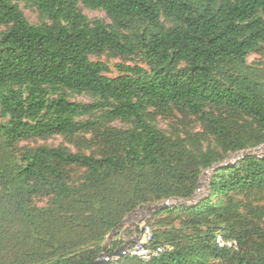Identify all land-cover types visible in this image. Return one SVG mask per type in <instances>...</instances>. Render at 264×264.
I'll return each mask as SVG.
<instances>
[{"label":"trees","instance_id":"16d2710c","mask_svg":"<svg viewBox=\"0 0 264 264\" xmlns=\"http://www.w3.org/2000/svg\"><path fill=\"white\" fill-rule=\"evenodd\" d=\"M21 1L37 9L41 24L29 22ZM80 5L103 10L112 24L88 18ZM0 25L7 28L0 33V264H89L136 209L194 196L201 166L149 123L148 108L202 116L226 153L249 146L224 112L264 129V74L247 61L264 43V0H0ZM105 51L140 55L149 70L120 63L110 77L106 63L90 58ZM118 121L128 128L111 125ZM80 135L89 136L84 144L94 154L51 146L13 152L28 139ZM73 169L84 181L71 182ZM263 186L264 158L247 154L220 167L213 193L199 204L157 213L180 211L196 241L185 244L182 230L164 226L152 230L154 244L171 249L147 263L125 256L116 264H264V249L244 248L249 226L212 204L229 189ZM33 197L48 202L33 206ZM211 218L218 226L202 230ZM218 234L238 249L219 248Z\"/></svg>","mask_w":264,"mask_h":264},{"label":"rangeland","instance_id":"374dc122","mask_svg":"<svg viewBox=\"0 0 264 264\" xmlns=\"http://www.w3.org/2000/svg\"><path fill=\"white\" fill-rule=\"evenodd\" d=\"M18 5L31 24L39 25L42 23V18L36 8L31 7L24 1H21ZM80 8L88 18L100 19L108 24H112L111 20L103 10H92L83 5H80ZM164 23L167 27L172 25L171 23L166 22V20H164ZM6 30L7 28L5 26L0 25V33ZM90 58L92 61H102L106 63L112 70L108 74L110 77L118 75L116 65L120 63L140 65L149 70L146 61L140 55H133L125 58L113 57L108 51H105L93 55ZM247 61L252 67L261 70L264 74V43L261 44V47L257 52L248 55ZM70 99L78 102L92 101V98L85 94H71ZM147 112L148 121L154 128L162 131L167 136H170L172 140L180 142L183 147L189 149L194 154L196 161L202 169L200 183L195 195L191 198L176 200V197H173L163 199L161 202L158 199H153L154 203H148L143 207L136 209L131 215L129 214L124 219L121 227L112 231L114 234L112 240L109 239L112 232L107 235L102 244L103 247H110V245L121 236L128 240L135 230L140 229L138 225L141 220H144V223L151 227L152 230H160L164 228V226L182 230L183 234L186 236L183 241L185 244L196 241L197 233L191 228H185L183 225L185 219L182 217L180 211L177 209H171L168 213L157 215V213L151 214L149 208L166 202L171 205L183 204L190 206L195 201L205 198L213 193L210 188L212 177L215 174V171L220 167L227 166L231 163H237L240 160V157L244 154H252L264 158V129L251 121L247 116L233 115L229 112L223 113L224 117L231 118L232 122L239 124L246 132L249 146L246 150L226 153L216 134L211 127L205 123L202 116L189 111H178L176 109L162 111L153 107L148 108ZM111 125L123 129L128 128L126 124L119 121ZM85 140H89V136L80 135L71 140L61 136L47 139H28L17 143L13 152L19 156L21 153L27 150H33L39 146H51L65 147L70 152L74 153L88 155L94 154L95 150L88 148L84 144ZM208 151H211L210 158L212 160V167L209 168L204 166L203 163V157ZM70 177L73 184H79L84 181L85 175L83 172L73 169L70 172ZM30 202L33 206H44L48 202V199L33 197ZM212 204L217 207L218 210L228 215L233 224L237 226H249V230H252L245 241L246 245L244 248L247 251L254 253L264 249V238H260V235L257 233L258 231L261 232L264 237V186L250 190L229 189L225 194L214 197L212 199ZM206 223L207 224L202 227V230L204 231L207 230V225L212 224L218 226L214 218L209 219Z\"/></svg>","mask_w":264,"mask_h":264},{"label":"built area","instance_id":"2783aa9c","mask_svg":"<svg viewBox=\"0 0 264 264\" xmlns=\"http://www.w3.org/2000/svg\"><path fill=\"white\" fill-rule=\"evenodd\" d=\"M195 195V194H194ZM203 198L195 201L190 206H195L199 204L202 201ZM176 200H182L181 198H176ZM168 203V202H166ZM171 205L170 203H168ZM183 205V204H178ZM178 205H171V206H178ZM136 213V212H135ZM131 215V214H130ZM140 227L139 230H135L133 235L128 240H133L134 243L128 248L127 255L133 258H136L142 262H150L151 260L158 258L163 253H165L167 250L171 249L170 247L164 245V244H154V237H153V231L152 228L147 226L144 223V220L140 221V224L138 225ZM120 240L125 242L127 239L123 238L122 236L115 240L118 243ZM215 243L218 245L221 249H231V250H237L238 249V243L235 239H229L225 238L222 234H218L215 238ZM110 248H112V245H110Z\"/></svg>","mask_w":264,"mask_h":264},{"label":"water","instance_id":"95a60500","mask_svg":"<svg viewBox=\"0 0 264 264\" xmlns=\"http://www.w3.org/2000/svg\"><path fill=\"white\" fill-rule=\"evenodd\" d=\"M245 155L247 154L242 155L240 159L243 158ZM234 165L235 163H231V164H228L227 166H234ZM170 207L171 205H169L168 203H164V204L156 205L154 207L149 208V212L151 214H154V213H158L160 211L169 209ZM121 226L122 224H120L117 228ZM113 237H114V234L112 232V234L109 236V239L112 240ZM133 243H134L133 240H126L123 243L120 240L119 246H117L116 248H110V247L104 246L103 251L98 256V258L94 262H91L89 264H116L120 259L124 258L127 255V250Z\"/></svg>","mask_w":264,"mask_h":264}]
</instances>
